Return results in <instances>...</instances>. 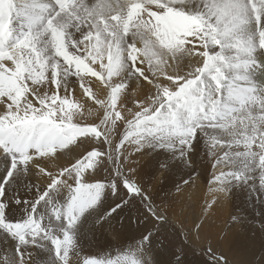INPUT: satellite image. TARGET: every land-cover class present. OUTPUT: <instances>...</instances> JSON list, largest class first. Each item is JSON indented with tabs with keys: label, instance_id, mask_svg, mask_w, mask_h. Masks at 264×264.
Here are the masks:
<instances>
[{
	"label": "snow or ice",
	"instance_id": "obj_1",
	"mask_svg": "<svg viewBox=\"0 0 264 264\" xmlns=\"http://www.w3.org/2000/svg\"><path fill=\"white\" fill-rule=\"evenodd\" d=\"M146 158L264 230V0H0V264H164ZM97 233L130 242L85 251Z\"/></svg>",
	"mask_w": 264,
	"mask_h": 264
},
{
	"label": "bare ground",
	"instance_id": "obj_2",
	"mask_svg": "<svg viewBox=\"0 0 264 264\" xmlns=\"http://www.w3.org/2000/svg\"><path fill=\"white\" fill-rule=\"evenodd\" d=\"M143 161H145L141 165L143 169L141 172V180L143 182L147 183V185L149 184L153 187L161 188V193H167L169 191L173 194L176 193V196L179 195V197H174L176 204H180V202L186 200V204L190 206V208L183 206L176 211H166L169 212L170 215H172L170 212L176 214L172 215L174 218L172 221L174 223L178 225L181 223L184 225L181 219V212L183 210H190V216L186 218L188 224L185 225V230L190 233L189 242L196 247L208 246L211 244L218 253L222 252L225 254L233 264L244 263V256L250 253L245 252V248L251 247L252 249L254 246L252 243L253 241L250 242L248 239L254 237L258 232L257 230H262V217L260 215L261 206L254 203L246 194L236 193L231 201H221L222 204H220V202V205L216 204L217 206L206 209L204 207L208 199V186L206 180L209 173H204L203 170L198 167L197 171L200 172L201 175L195 178L194 183L191 185H184L181 183L180 187L177 188V183H180L182 178H187L182 168L174 173L171 180L162 184L159 179L154 180L152 178V163H150L147 158ZM64 162L65 161H61L60 163ZM0 171H2V168H0ZM162 202L166 203L165 205L167 207L172 208V202H168V199H162ZM176 204H174V208H176ZM193 208L194 210H192ZM198 212L201 216H198ZM232 215L240 217V222H235L232 219ZM201 222L203 227L199 234H197L193 225L194 223ZM243 233H248V236L245 237L246 234L243 236ZM129 242V239H117L109 233H104L103 235L97 233L95 236H90L82 241L85 251L89 253H111L113 256H115L122 247H126ZM156 250L160 253V259L164 264H167L168 260L174 259V254L171 252L172 250L165 244L156 241ZM183 258L186 260V258L190 257L183 256ZM205 262L206 261H201L200 264H205Z\"/></svg>",
	"mask_w": 264,
	"mask_h": 264
},
{
	"label": "rangeland",
	"instance_id": "obj_3",
	"mask_svg": "<svg viewBox=\"0 0 264 264\" xmlns=\"http://www.w3.org/2000/svg\"><path fill=\"white\" fill-rule=\"evenodd\" d=\"M144 162L145 161H141V165ZM141 177H142V175H141ZM141 182L144 183L145 185H147V183L143 182L142 180H141ZM147 186H149L151 189V195L154 198L155 204L162 211V214L167 216L168 221H169L166 224L163 222L158 223L157 226L159 227V235L157 236L156 241H158L159 243L165 244L169 249L172 250L171 252L173 254L178 253L182 257L183 256L184 257H190V258H186V260H184L185 258H183L184 264H200L201 261H207L208 260V255L206 254V248L208 247L207 245H204L202 247H198V246L196 247L194 244L190 243L189 241L185 242L184 236L186 233H188L185 230L186 229L185 225L188 224L186 218H188V216H190V210H183L181 212V216H182L181 219L183 220L184 225L181 223H180V225H178L172 221V219H174L172 215H176L174 212H170L172 215H170L169 212H166L169 210L176 211L183 206H185V207L187 206L188 208H190V206H188V204H186V200H184V202H180V204H176V200H174V197H179V195H177V196L175 195L176 193L173 194L170 191L167 193H161V188L153 187L152 185H149V184ZM162 199H168V202H172V208L167 207L165 205L166 203L162 202ZM219 203H217V204H219ZM174 204H176V208H174ZM220 204H222V202ZM164 205H165V207L163 208ZM215 206H217V205H215ZM192 210H194V208ZM197 214H198V216H201V214L199 212ZM232 217H233V215H232ZM248 227H250V226H248ZM257 231H258L257 232L258 235L256 234V235H254V237H251L250 239H248L250 242L253 241L252 242L254 245L252 248L253 250L251 249V247L247 248L245 246L246 247L245 252H250V253L244 256V262L252 259V255H250V254H253V252H255L257 255H259L261 245L264 244V231L263 230H257ZM245 234L246 233H243V236ZM247 236H248V233L245 235V237H247ZM256 236H258V237H256ZM232 264H233V262H232ZM241 264H244V263H241Z\"/></svg>",
	"mask_w": 264,
	"mask_h": 264
}]
</instances>
